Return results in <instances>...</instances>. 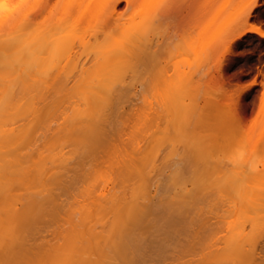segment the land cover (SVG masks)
<instances>
[{
	"label": "bare ground",
	"instance_id": "obj_1",
	"mask_svg": "<svg viewBox=\"0 0 264 264\" xmlns=\"http://www.w3.org/2000/svg\"><path fill=\"white\" fill-rule=\"evenodd\" d=\"M75 1L71 2L73 7L68 4L66 8L68 9L70 5L73 8L70 10L79 6L82 9L84 4H87V8L84 7L87 10L83 8L82 16L76 15L81 17L77 20L75 15L74 18L70 13L66 18H69L70 23L65 21L66 19H59L63 15L58 14V7L53 0H38L25 18L26 27L29 29L26 40L22 38L8 40L6 37L5 39L0 37L1 72L4 70L7 73V70L12 68L8 66L10 65L6 58L8 53L13 51L22 53L24 54L22 66L27 81L34 85L32 81L36 82L38 88L42 86L46 88L43 89L44 92L41 91L43 87L39 90L37 85L34 88L39 91L0 89V264H264V171L257 169L256 165L250 166L248 163L250 160L246 155H242L243 158L239 161L234 159L241 157L233 156L230 161L232 167L227 165L230 164L229 159L225 163L227 168L224 167L223 160L214 158L215 161L211 162L213 159H208V156H212L208 147L213 148L214 138L207 142V139L202 137V142L196 141L193 145L189 143L191 148L183 143V134L189 133V129L196 133L195 130L200 124L196 121L202 120L197 104L194 105V101L191 103L193 98L196 100L197 95L193 90L199 87L196 84L201 80L197 77L200 71L196 68L197 73H194L196 70H193V74L189 72L197 75L193 77L195 80L197 77L196 83L193 78H187L191 74L184 73L186 77L185 75L183 77V74L177 73V68L171 70V66L177 67L175 61L179 58L181 60L184 55L181 48L178 50L181 49L182 52L177 51L178 47H172L171 49H174L173 51L170 49L172 52L167 50L171 47L173 39L177 38L175 29L170 24L177 20L175 12H179L178 9L185 1ZM123 2L125 9L119 12L117 7ZM253 3V5L249 1L243 3L241 13L244 21L253 11L256 2ZM83 16L89 17L92 22L95 20L97 24L93 22L94 27L91 23L88 28H84L83 24L85 26L91 21H87L88 19ZM5 19L9 20V23L14 21L11 16ZM71 19L75 20V25ZM172 20L174 21L171 22ZM49 24L55 25V28L59 27L61 31L59 28L58 30L62 34L57 35L58 31L54 29L57 38L54 37L52 43L48 40L47 44V40L44 43L45 36H42L44 30L41 29ZM70 27L71 30L68 31ZM81 27L84 29L81 30ZM76 28L83 33L94 31V34L87 32L94 39L89 40L88 34L85 42L84 40L83 44L80 42L81 48L77 42L78 45L74 42L75 45L71 44L70 40L79 36L76 34L79 33ZM196 32L197 26L188 39H181L182 44L191 40ZM245 32H253L264 38V31L254 25H249L237 35V38ZM67 33L69 34L66 35ZM120 33L122 38L125 37L124 44H121L124 39L118 37ZM84 35L86 36V33ZM109 35L114 39L109 38ZM158 36H161V40H157ZM105 37L112 39L115 44L101 41ZM45 44L50 45L47 47ZM51 50L55 54H52ZM176 52L178 56L174 55ZM165 55L167 58L170 57L167 62ZM6 73L3 72V77L0 76L1 82L5 81L3 78L7 79L4 76L8 75ZM43 74H47L46 77L49 79L44 78ZM156 75L158 77L160 75L162 79ZM42 77L45 81L41 80ZM143 77L146 80H143ZM151 77L163 81L166 87L176 83L179 94L190 92L194 85L191 94L194 93L195 96H189L187 103L188 98L185 99L184 95L179 96L174 92L175 96L174 93L171 96L176 100L169 98L170 100L167 99L169 103L165 100L166 106L165 102L162 104L163 109H166L165 115H170V119L166 116L164 121L167 124H164L163 138L171 134L173 136L168 137L169 141H165L170 145L165 144L168 148H163L164 154L155 144L158 137L149 134L153 133L150 131L153 127L146 129L145 126V131L142 129L141 134L143 138L148 139V135H152L149 139L151 143L148 140L150 144L139 135L135 127L134 117L138 116L136 84H142L141 87L152 86L149 83ZM140 79L145 82H137ZM177 79L179 83L176 82ZM132 81L137 83L132 84ZM37 82L43 83L42 86L40 87ZM45 83L51 88L46 87ZM176 95L179 98H176ZM193 105L197 111L192 108ZM125 108L130 109L132 113L128 114H131L129 120L134 118L130 120V123L133 121L132 125L128 123L132 127L127 125L128 119L126 124L123 121L127 113L124 110L123 117L122 110ZM121 113L123 118L120 117ZM198 115L201 118L192 121V118ZM127 126L131 130L128 131L130 128ZM122 127L128 132L134 129L136 131L125 134ZM120 133H123V136L124 134L130 136L127 138L131 140V142L129 140L131 145L127 144V148L120 144L122 138ZM138 143L143 146L148 143L146 147L148 145L150 147L148 150L142 149L143 146L139 147ZM115 144L119 145V148ZM128 147L130 150H127ZM172 148L177 150L173 152ZM104 149L106 153L101 151L105 156L104 161L110 156L113 157V160L110 158L107 162L109 164L112 160L110 161L112 172L117 173L114 172L116 175H113L110 169L103 173H98L101 170L95 171L98 170L96 168L95 172L87 169L88 172L94 173V177H98L97 183L94 180L96 185L93 189L92 185H89L93 179L84 171L86 170L84 162L94 157L97 151ZM203 149L205 152L209 151L208 156ZM124 152L127 153V157ZM137 154L139 159H136ZM186 171L191 176L189 178H192V183H195V188L191 190L185 187ZM109 172L113 177L116 176L113 182L107 180L110 179L107 177H112L111 174L106 176L107 179H103ZM95 173L101 174L105 182L103 183L101 175L99 179V175ZM203 175H207L206 178L210 177V180L203 178L205 177ZM214 175H219L220 178H211ZM82 177L85 178L82 180ZM212 179L218 181L213 182ZM84 180L89 183V189L92 188L91 192L97 194V197L99 194L95 188H105L107 182L114 185L110 187L111 192L108 189L113 194L108 196L109 192L103 193L99 195L102 201L95 200L92 193L86 195L90 194V191L83 190L84 186L81 183ZM101 180L99 187L98 183ZM80 184L82 185L80 190L83 193L87 192L83 198L88 200L91 196L94 198L93 204L96 202L95 205L101 206L96 208L91 204L89 205L91 207L87 208L94 209L89 210L83 201L80 204L76 199L82 206L73 207L76 203L74 199H72L74 203L71 200V206H68L69 199L75 197L76 193L84 195L77 189ZM74 191L77 192L73 193ZM78 194L76 197L80 199L81 196ZM66 201L68 205L65 204ZM84 205L85 211L82 209ZM67 206L70 211L73 208V213L74 209L82 213L78 222L74 220L75 214L72 215ZM52 212L59 214L62 223H59L57 214L54 216L56 220L48 219ZM49 236L52 239L48 238Z\"/></svg>",
	"mask_w": 264,
	"mask_h": 264
},
{
	"label": "rangeland",
	"instance_id": "obj_2",
	"mask_svg": "<svg viewBox=\"0 0 264 264\" xmlns=\"http://www.w3.org/2000/svg\"><path fill=\"white\" fill-rule=\"evenodd\" d=\"M37 1L38 0H0V37H2V38L6 37V39L8 38V40H11V39L12 40H21V38H22V40H26L27 32L29 31V29H27V27H26L25 18L28 15V13L30 12V10L32 9V7L35 6ZM73 1L76 2L75 0H53V3L55 2L54 4H56V6L58 7V10H59L58 14L61 13V15H63V16L60 15L62 18L60 17L59 19H66L67 15L69 13L72 14L71 15L72 17H74V15L76 17V15H78V14L79 15L81 14V16H82L84 9L87 10L86 9L87 4L86 5L84 4L86 1H83L84 7L86 6V8L82 7V9H81V7L76 3L80 8L76 7L77 5L74 4V6L76 5L75 6L76 8L74 7L75 8L74 10H70V9H73V8H71V6H72L71 2H73ZM79 1H81V0H79ZM154 1L157 2L158 0H153L152 2H154ZM184 1H185V3H183L184 5L181 6L179 9L177 8L179 10V12L175 10L176 11L175 13H177V15H176L177 18L176 17H174V18H176L177 20L172 18L175 21L172 20L171 22H173V21L174 22L172 24H170V26H172V28L174 27L175 30L172 29V31L173 30L175 31L177 38L175 37L176 39H173V43H171L172 45H170L171 47L168 48L167 50L171 51L172 47L173 48L178 47V48H176L177 51L182 52L181 51V49H182L183 53H184V54L182 53V55H184V56L180 55V56H182L181 60L179 58L178 61H175L177 63H174V64L175 65L177 64V67L173 66V67H175V69H174L171 66L170 67L171 70H176V68H177V70H176L177 73L179 72L180 74H183V77L185 74L190 75L193 72V70H196V71H194V73H197V69H198V71H200L199 73H197L198 76L195 75V76L199 77V79L201 78L199 83H198V81L196 82L197 77H196V80L193 78V77H195L194 75H192L193 73L191 74L192 77L190 76L187 78H193L194 79L193 81H195L196 83L199 84L198 85L195 83L199 87H196V85H195L196 88L193 91L195 92V95H197V96H196V100H195V98H193L191 100V103L194 101L193 104L194 103L197 104V108L199 111L198 113H201L200 116H202V120L200 119L201 121H196L197 123H200L199 124L200 127L197 124V126H198L197 129L196 130L194 129L196 131V133H194V132L192 133L191 132L192 130L189 131L190 130L189 129L188 130L189 133L185 132L186 134H183L182 137L184 138V142L183 141L182 142L185 145H188L189 148H191L190 146L193 145L194 142H196V141H201L202 137H203V139L204 138L207 139V142H208V140H211V138H212V140L214 138L215 142L214 141L213 142L215 144L212 143V144H214L213 148L208 147V149L210 151L209 154H212V156L210 155V157H212V158H210L208 156L209 151L205 152V149H203L204 150L203 152L207 153L208 159L209 160L213 159L211 162L215 161L214 158L215 159L217 158L216 160L219 159L220 161L223 160L224 162H222V163L224 164V167L226 166L225 168H227V165H229L230 167L233 166L230 163L231 158L233 156H237L239 158L241 157L240 159H234L233 158L234 160L239 161L243 158L242 155L243 156L246 155V158L250 160L249 162H248V160H246L249 164H251L250 166L256 165L257 169L259 168L262 171H264L263 170V168H264V38L260 37L258 34L253 33V32H245L241 37L237 38V35L240 32H243L245 29H247V27L249 25H254V26H256V27H258L264 31V0H199V2H196L198 4H196L194 2V0H184ZM245 1H249L250 4H252L253 2H256V5L254 6V9H253L251 15L248 17V19L246 21H244L242 19V13H241L243 6H244L243 3ZM68 4H70L71 6L69 5L70 8L68 7V9H67L66 7L68 6ZM253 4H255V3H253ZM80 9H81V11L82 10L83 11L81 12ZM117 9L119 12H122L125 9V3L124 2L121 3L117 7ZM67 10L68 11L70 10V12H68ZM65 12H66V14H65ZM69 15H68V17H69ZM8 16H11L12 19L14 18V21L13 22L11 21L12 23H9V20L7 21L5 19V17H8ZM64 16H65V18H63ZM71 16H70V18H72ZM58 17H59V15H58ZM78 17H80V16H78ZM78 17H76L75 19L77 20ZM85 17H86V15H85ZM80 18H79V21L82 22V20H80ZM88 18H85V19L87 20ZM7 19H10V18H7ZM68 19H66L65 21H69ZM72 20L73 19H71V21ZM89 20L90 19H88L87 21H89ZM62 21H64V20H62ZM73 21H74L73 23L75 25V20H73ZM90 21H91L90 23L87 22L88 25H86L87 23L85 24V26H87V27H85L84 24H83V27L88 28V26L91 23L93 25V22L95 24H97L95 22V20L93 22H92V20H90ZM66 23L68 24V22H65V24ZM69 23H70V21H69ZM65 24H64V26H66ZM76 24H78L77 21H76ZM95 24L93 25V27L95 26ZM71 25H72V23H71ZM196 26H197L196 35L194 37H192V39L190 38L191 40L187 41L185 44L184 43L182 44L181 39L182 38L188 39L189 35L192 33L193 29ZM46 27L44 29H41V31L44 30V35L42 34L43 32L41 33L42 36H45L44 37L45 39H43L42 36H41V39L44 40V43H46L45 42L46 40L47 41L49 40L50 43H52L54 41V40L52 41V39H55V38H57L56 37L57 35H60L59 34V33H61V32H59L60 28L58 27L59 28V30H58V28H55V25H52V24L51 25L49 24ZM83 27H81V30L84 29ZM93 27H91V28H93ZM78 28H80V26ZM78 28H76V30H77V32L79 30V33H76V34L77 35L79 34V36L76 38H74L72 36V39L74 38V40H70V43H71V41H72L71 44H73V45H75V44L78 45L77 43H79L80 45H78V46L81 48V43L83 42V40L85 42L88 34L90 32H91V34L92 33L94 34V31L92 32L91 30L90 31L85 30L86 31L85 32L86 36H85L84 35L85 33H83ZM54 29L55 30L57 29L56 31H58L57 35L55 34L56 32H54L55 31ZM69 30H71V27L68 28V31ZM73 30L74 29H72V31ZM87 32H89V33H87ZM119 32H121V31H119ZM116 33H114V35ZM123 33H125V32H123ZM64 34H65V32H64ZM68 34L69 33H67L66 35H68ZM112 35H113V33H112ZM112 35H109V38L113 37ZM89 36H90V38H89V40H90L92 37L90 34H89ZM120 36H121V38H120ZM123 36H126V35L123 34ZM118 37L120 39H124L121 42L120 39L118 38L119 39L118 41H120L121 44L122 43L124 44V42H126L125 37L122 38L121 33L118 35ZM160 37L161 36H158L157 40L158 39L161 40ZM109 38L108 39H107V37L102 38L101 41H103V42L105 41V43L109 42L110 44H112V43L115 44V42H112V39L110 40ZM93 39L94 38H92L91 40H93ZM113 39H114V37H113ZM49 41L47 42V44L49 43ZM90 42H93V41H90ZM120 42H118V43L120 44ZM118 43H117V45H118ZM49 45H46V46L49 47ZM78 46H76V47H78ZM114 47H115V45H114ZM186 47H188V48H186ZM179 48H181V49L178 50ZM52 51L53 50H51V53L53 54L54 52H52ZM80 51L82 52L83 50H80ZM55 52L57 54V51H55ZM81 52H80V54H81ZM174 55H177V52ZM22 56L24 58V54H22V53L19 54L16 51L10 52V53H8V55H6L7 61L10 64L8 66H11L12 68L7 70V73L9 76L4 75L5 77H7V79L3 78V79H5L4 82L3 81L1 82V80H0V89H4V88H9V89L12 88V89H18V90L29 89L31 91L33 89H36V87L34 88V86L37 85L36 82L32 81L33 83H35V85H34L29 80H28L29 81L28 82L24 76V70L25 69L23 70L24 65L22 64V62H23ZM165 56L164 57L166 58V62L169 61L168 59L170 57L167 58V55H165ZM172 56H173V54H172ZM172 58H171V60H172ZM171 63L173 64L172 61H171ZM169 64H168V68H169ZM171 70H169V71H171ZM1 71L2 70H0V72ZM65 71H67V69ZM176 71H175V73H176ZM182 71H183V73H181ZM3 72H4V74L6 73V71H4V70H3ZM3 72H1L0 76L3 74ZM155 72H156V69H155ZM155 72H154V75L156 74ZM189 72H191V73H189ZM157 73H160V72L157 71ZM171 73H172V71H171ZM163 74L164 73H162L161 77L163 76ZM169 74H170V72H169ZM180 74H178V76H180ZM11 75H13V76H11ZM186 75H185V77H186ZM199 75H201V77ZM46 76H47V74H45V75L43 74L44 78ZM156 76L158 77V75H156ZM166 76H167V74H166ZM2 77H3V75H2ZM11 77L15 78V79H12ZM155 77H154V79L151 77V79H153L152 82H150L151 79L149 80V83L152 84V86L150 85L152 88L150 86L149 87H147V86L141 87L140 85H142V84L138 83V84H136V88H135L136 93L132 89V91L136 95V110H137L136 112L138 113V116L134 115L135 116L134 118L136 120V126L135 127L137 128L136 130L139 133V135L142 134V129H144V131H145V126H146V129L153 127V128H151L152 130L150 129V131L153 133H149L150 131L148 133L152 134L153 137H158V140L155 142V144L159 146L160 150L161 149L163 150L162 152L164 154L163 148H165L166 145H170V143L166 144L165 141L166 142L169 141L168 137L171 138L173 136H171L172 134L170 133L171 134L170 136H165L163 138V136H164V134H163L164 124H167V122L164 123V121H166L165 118L167 115H165V111H164L165 108L163 109L162 104H164V102H165L164 105L166 106L165 100H167V99L170 100L171 98L175 101L176 99H174L171 95L174 92L176 93L179 88H176L178 86L176 83L173 84V86L175 85L174 87L172 85H171L172 87L171 86L166 87L163 84L164 83L163 81H160L157 78L155 79ZM42 78H41V80L45 81L44 78L43 79ZM46 78L49 79L48 77H46ZM158 78H160V75ZM162 78H160V79H162ZM169 78H171V77H169ZM142 79H140V81H137V82L141 83V81L146 80L145 78L143 80ZM171 79H174V78H171ZM175 80L176 79H174V81ZM174 81H172V83H174ZM50 82H52L51 79H50ZM134 82L137 83L136 81H134ZM134 82L132 84H134ZM144 82L145 81H143L142 83H144ZM146 82L148 83V80ZM176 82L179 83L178 79ZM147 83L145 85H147ZM38 84H40V82ZM42 84H40V87L42 86ZM46 87H49L48 84H46ZM192 87L194 88V85ZM192 87H191V90L193 89ZM41 88H38V85H37V89L40 90ZM49 88H51V87H49ZM37 89L35 91H39ZM43 89H46V88L43 87L41 89V91ZM188 89L190 90V88H188ZM196 89H197V91H196ZM191 90H190V92L184 93V94L182 93V91H181L182 94H179L180 91H178L177 94H179V96L184 95L183 96L184 98L185 97L188 98L189 96L191 97V95H194L193 92H192L193 94H191ZM47 91H48V88H47ZM183 91H184V89H183ZM43 92H44V90H43ZM175 93L173 94V96H175ZM132 97H133V95H132ZM177 97H178V95H176V98ZM181 98H182V96H181ZM168 100H167V103L170 102V101L168 102ZM188 100H189V98L186 99V103L188 102ZM196 104H194V105H196ZM194 105L192 107L193 109H195ZM124 110H126L127 113H126L125 119L123 121L126 124V120L128 119L129 122L127 121V125H128V123L131 124L133 121L130 123V120L134 119V118H132L129 120V118L131 117L130 115L132 113L130 112V109L128 110L127 108H125L122 110L123 117L125 114ZM195 110L197 111V109H195ZM129 112L131 113L130 115H128ZM122 113H121L120 117H122ZM133 113H135L134 110H133ZM166 113H169V111L168 112L166 111ZM195 114H196V112H195ZM168 116L170 119V115H168ZM168 116H167V118H168ZM200 116L198 115V117L197 116L193 117L192 121L198 120L197 118H201ZM132 117H133V115H132ZM169 122L170 121L168 120V123ZM131 125H128V126H131ZM121 126H123V125H121ZM114 127H116V124L114 125ZM124 127H122L123 130L122 129L121 130H122V132L125 130V132H126L125 134H127V132L129 130H131V128L128 127L130 129H128V131H127V129H124ZM194 127H196V126H194ZM134 130H132L128 133H132ZM170 130L171 129H169L168 132H170ZM168 132L164 131V133H166V134ZM138 133H136V134H138ZM120 134H122L120 144H122L123 148H127L128 145L129 146L131 145V143H130L131 140L129 138H127V136L128 137H130V136H129V134L127 136L125 134L123 136V133H120ZM152 135H148L149 139L152 137ZM144 136H145V134H144ZM141 137L143 138L142 135H141ZM141 137H140V139H141ZM123 138H126V139H123ZM113 139L116 141L115 138H113ZM143 139H147L146 141L149 140L148 138H143ZM117 140H118L117 141V143H118L119 139H117ZM129 140H130V142H129ZM125 141H128V143ZM149 141L151 143V140H149ZM149 141H148V143H149ZM143 142H145V140L142 141V144H143ZM142 144L138 143V146L139 147L143 146L144 144L143 145ZM147 144H145V146H143L142 149H147V148L149 149L150 145H148L146 147ZM197 144H199V143H197ZM208 144L210 145L211 143L209 142ZM116 146H118V148H119V145H116ZM173 147H175V146H173ZM166 148H168V147H166ZM176 148H177V145H176ZM120 149L122 150L121 147H120ZM150 149H152V147ZM158 149H156L157 153H159ZM178 149H179V146H178ZM211 149H213V150H211ZM127 150H130L129 147ZM172 150H173V148H172ZM175 150H177V149H174L173 152ZM101 151L102 152L104 151V153H106L105 149L100 150L99 152L97 151V153L94 157H91L90 159H88L84 162V164H86L85 165L86 170H84V171H87V169L90 171H92V170L94 171L95 168L98 169V170H95L97 172L99 170H101L98 173H101V172L103 173L104 171L108 172L110 170H111V172L113 171L112 170L113 168L110 165V161L113 160L112 159L113 157L110 156V158L112 160H110L109 164H108L107 160H109L110 158H107V160L104 161L105 158H103V157H105V156L102 155ZM123 151L126 152L125 149ZM125 152H124V155L126 156L127 153H125ZM129 152H128V154H129ZM162 152L160 151V153H162ZM166 153H167V150H166ZM101 156H102V158H101ZM138 156L139 155L137 154L136 159L137 158L139 159ZM129 158H131V156ZM129 158H127V160H129ZM228 159H229L230 164L227 163ZM127 160H125V161H127ZM130 160H132V158ZM209 160H207V161H209ZM137 161L138 160H136V163H137ZM225 163H227V165H225ZM81 164H82V162H81ZM220 165H222V164H220ZM112 166L114 167V165H112ZM109 167H111V168H109ZM114 169H116V165H115ZM90 171L89 172L87 171L88 172L87 174L91 175V179H93L91 181L94 182V180H95V182L97 183L98 177L97 176L94 177V173H92L93 171L92 172H90ZM114 172H112L113 175H116L115 173H117V172H115V173ZM98 173H95V174L97 175ZM112 173L109 172V175L105 174V177H103V179H105L106 176H110V174H111L112 177H107L110 179H107V178L106 179L108 181L110 180V182H113V180H114L113 178H115L116 176L113 177ZM188 174L189 173L187 171L184 173V180L186 182V184H185L186 186L185 185L184 186L186 188L188 187L187 190L188 189L191 190L192 188H195L194 187L195 183L194 184L192 183V181H191L192 178L190 179L189 178L190 175H188ZM100 175H99V179H100ZM203 176H205V175H203ZM206 177H207V175L203 178H206ZM215 177L220 178L219 175L218 176H216V175L211 176V178H215ZM84 178L85 177H82L81 179L83 180ZM208 178H206V180H210V177H208ZM101 179H102V175H101ZM102 180H101V182L98 183L99 187H100V183H102ZM115 180H117V179H115ZM202 180H204V179H202ZM202 180L200 182H202ZM214 180L216 181L217 179H214ZM214 180L212 179L213 182H214ZM95 182L93 185L92 183L89 184L84 180L81 183L84 186L83 190L84 191L85 190L90 191L89 192L90 194H88L87 192L83 193L82 190H80V189H82V185L80 184L81 186H78L77 189H79V191L82 192L84 195H81L80 193L79 194L76 193L78 191L77 189H76L77 191H74L73 193H76V195L78 194L79 197L81 196L82 199L81 198L79 199L78 196L76 197V195L73 194V195H75V197L73 196L74 198L73 197L71 199L68 198L69 201L67 200L69 202V205H68L67 201H66V203L65 202L64 203L68 206H71L70 201L72 199H74V200L76 199L80 204H82L81 201H83L84 202L83 204L86 205V208H87V206H89L91 204H92V207H96L97 206V205H95L96 202L93 204L94 198H95V200L100 201L101 200L100 199L101 194L108 193L109 191L111 192L112 190H110L111 189L110 187L111 186L113 187L114 185L113 184L111 185V183L107 182L108 185L106 186V184H105V186H104L107 190L105 188H102V189H100L98 187L95 188L96 192H98V194L100 195V196L98 195V197H97V194H95L93 191L91 192L93 186L96 185ZM104 182H105V180H103V183ZM194 182H195V180H194ZM114 183H116V181ZM117 183H118V180H117ZM88 184L92 185L91 190L89 189L90 186L88 187ZM120 184H121V182H120ZM103 185H101V186H103ZM86 186H87V189H85ZM103 189H104V191H103ZM108 189H109V191H108ZM110 192H109V194H107L108 196L113 194V192L112 193H110ZM91 193L95 196L94 198L91 196H89V199L86 196V199H88V200H85L83 198L85 196V194L86 195H92ZM90 197H91V199H90ZM216 197L217 196H215L214 198H216ZM92 198H93V200H92ZM212 198H213V196H212ZM76 200L74 202H76L77 204L74 203L72 200V202L74 203V205L73 204L72 205H73V207L77 208L79 203ZM87 201H89V202H87ZM66 205H65V207H66ZM85 205L82 208L83 210L85 209L84 208ZM68 206H67V209H68ZM79 206H82V205H79ZM99 206H101V205L99 204ZM99 206H97V207H99ZM90 207L91 206H89V208ZM69 208H71V207H69ZM89 208H87V209H89ZM67 209H65V211ZM72 209L73 208H71V211H70V209H68V211L71 212V214L73 213ZM82 209L80 207V211ZM91 209H89V210H91ZM56 214L57 213H55V212L50 213L48 219L50 220V218L51 219L53 218L54 220H56L54 218V216L56 217ZM74 214H75V216H73V218L76 222H78L79 218L81 217L80 215L82 213H78L74 209V213L72 215H74ZM57 216H58L57 218H59V221H60L59 223H62V221H63L62 218L60 220L59 214H57ZM94 219L97 221V219L95 217H94ZM93 220H92V222L95 221V220L94 221ZM55 222L53 221V223H55ZM97 223H98V221H97ZM98 226H100V225H98ZM48 238L52 239V237H50V236Z\"/></svg>",
	"mask_w": 264,
	"mask_h": 264
}]
</instances>
